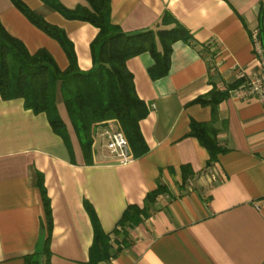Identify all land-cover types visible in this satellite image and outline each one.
I'll list each match as a JSON object with an SVG mask.
<instances>
[{
    "label": "crops",
    "instance_id": "crops-1",
    "mask_svg": "<svg viewBox=\"0 0 264 264\" xmlns=\"http://www.w3.org/2000/svg\"><path fill=\"white\" fill-rule=\"evenodd\" d=\"M72 45L80 72L92 68V25L65 18L84 0H20ZM109 20L123 33L152 29L167 12L191 35L171 45L167 74L155 81L149 53L126 61L134 92L147 109L138 123L145 152L120 166L108 162L100 141L86 155L62 98L55 108L67 144L44 113L27 109L22 98L0 97V264H25L37 255L48 264H87L93 242L91 214L110 240L128 206L143 208L159 185L146 218L128 229L127 245L99 264H264V111L255 99H234L231 91L216 106L214 127L222 150L207 166L208 153L189 125L209 123V106L192 101L213 88L224 91L244 81L257 62L251 31L264 44V0H108ZM0 25L29 54L45 50L61 71L68 62L56 41L34 27L9 0H0ZM237 86V87H238ZM236 89V88H235ZM234 89V90H235ZM126 138V137H125ZM127 140V139H126ZM49 203L51 228L37 182ZM116 243V244H118ZM115 250L117 247H114Z\"/></svg>",
    "mask_w": 264,
    "mask_h": 264
},
{
    "label": "trees",
    "instance_id": "trees-1",
    "mask_svg": "<svg viewBox=\"0 0 264 264\" xmlns=\"http://www.w3.org/2000/svg\"><path fill=\"white\" fill-rule=\"evenodd\" d=\"M9 1L28 22L58 43L68 65L65 70H59L52 57L43 49L29 54L24 45L9 36L0 25V97L3 100L22 98L27 109L36 114L44 113L53 132L67 144L65 127L55 108V96L58 92L84 154L90 152L91 127L95 123L116 120L134 156L142 155L146 148L138 131V123L145 118L147 109L134 92L132 77L126 70L125 63L130 58L149 53L153 64L147 69V74L150 80H158L167 74L171 45L176 41L190 43V33L167 12L163 13L152 29L123 33L110 23L108 0H84L85 6H78L71 12L60 11L51 5L52 9L60 12L65 18L88 23L97 29V34L90 44L92 68L88 72H80L76 67L72 45L65 34L30 11L20 0ZM258 35L264 50L259 30ZM238 85L237 82L224 91L213 88L206 95L192 101L193 104L209 106L211 109V121L191 122L187 133V136L196 138L208 153L207 166L216 161L217 155L222 152L214 127L216 106ZM37 187L42 198L49 234V203L40 181L37 182ZM164 192V187L159 185L146 195L143 208L128 206L125 209L117 223L120 231L114 232L116 236L120 235V243L117 239L110 240L108 235L103 234L94 215L90 213L93 242L87 264L107 262L120 250L119 245H127L128 229L141 218L148 216L155 198ZM49 255L46 248L42 261L37 255H30L24 257V262L48 264Z\"/></svg>",
    "mask_w": 264,
    "mask_h": 264
},
{
    "label": "built area",
    "instance_id": "built-area-1",
    "mask_svg": "<svg viewBox=\"0 0 264 264\" xmlns=\"http://www.w3.org/2000/svg\"><path fill=\"white\" fill-rule=\"evenodd\" d=\"M251 49L257 62L256 69L245 74L240 71L239 78L243 83L231 92L234 99L246 101L255 99L264 111V50L258 35V30H252ZM92 146L100 141L102 147L108 154V162L120 166H125L133 162L134 157L128 145V142L120 128L118 121L107 120L95 123L90 130ZM259 204H264V197L254 206L258 208Z\"/></svg>",
    "mask_w": 264,
    "mask_h": 264
}]
</instances>
